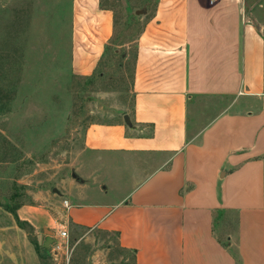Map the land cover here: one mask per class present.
I'll list each match as a JSON object with an SVG mask.
<instances>
[{"label": "crops", "instance_id": "0c3cea01", "mask_svg": "<svg viewBox=\"0 0 264 264\" xmlns=\"http://www.w3.org/2000/svg\"><path fill=\"white\" fill-rule=\"evenodd\" d=\"M71 12V70L90 76L114 34V11L71 0ZM143 20L132 125L89 124L78 157L83 174L120 158L132 186L120 194L94 182L116 198L88 201L85 191L51 189V174L23 185L30 201L17 214L44 247L48 232L55 241L74 226L118 233L136 264H264V28L244 0H156ZM74 177L62 183L70 189ZM0 208V264H42Z\"/></svg>", "mask_w": 264, "mask_h": 264}, {"label": "rangeland", "instance_id": "374dc122", "mask_svg": "<svg viewBox=\"0 0 264 264\" xmlns=\"http://www.w3.org/2000/svg\"><path fill=\"white\" fill-rule=\"evenodd\" d=\"M155 1L108 0L123 28L130 16L142 11L136 14L140 21L134 32L140 31L143 16L153 11ZM244 2L249 18L264 28V0ZM71 17V0H0V89L10 92L0 111L1 202L13 193L14 181H20L21 201L29 202L23 185L41 186L44 182L40 181L50 179L51 174L57 175L49 181L51 189L70 190L72 195L85 191L88 201L116 198L112 184L123 194L134 182L120 158L106 156L90 164L85 174L78 162L89 124L122 121L131 112L133 67L124 60L118 69L116 58L87 92L78 90L79 81L71 77ZM4 136L14 148L6 145ZM72 173L76 181L69 189L61 178L71 181ZM79 176L85 178L84 183L78 181ZM101 180L111 192L101 193L93 186ZM3 213L0 208V222ZM68 235L69 249L55 258L51 245L42 252L47 256L42 264H131V254L118 247L113 233L72 226Z\"/></svg>", "mask_w": 264, "mask_h": 264}, {"label": "trees", "instance_id": "16d2710c", "mask_svg": "<svg viewBox=\"0 0 264 264\" xmlns=\"http://www.w3.org/2000/svg\"><path fill=\"white\" fill-rule=\"evenodd\" d=\"M102 7L111 9L114 11L113 4L109 3L108 0H101ZM114 34L112 36V39L110 40L109 44L106 46L105 53L103 57L101 58L95 72L90 76H79L72 73L71 77L73 80L79 81V89L81 92H87L88 88L90 86H94L95 83L102 79L104 77L105 71L111 66V63L114 61V59L119 58L118 65H115L118 69L122 68L123 61L125 60L127 63L130 62L133 67V75H132V82L134 80V70L135 65L138 57V45L137 40L142 32L143 25L140 28L139 32H134V28L137 24H139V18L136 14L130 16L128 22L125 24V27H121L119 17L114 11ZM127 46H130V50L128 51ZM121 49H117V48ZM117 64V63H115ZM0 111L6 107V102L10 98V92L6 89H0ZM3 141L6 142V145L9 146V148H14L11 141L7 137H2ZM8 150V147H7ZM6 150V152H8ZM8 153H6L7 155ZM4 162L5 158L3 159ZM13 162L14 160H10ZM20 167V166H19ZM21 169V167H20ZM18 183L16 181L13 182V193L8 197L7 202H1L0 201V207H2L4 210L12 213L18 223V226L29 234L31 242L34 244L36 251L42 261L47 259V256L43 254L42 252H47V248L40 245L37 240L34 238V228L32 225L26 221H22L17 211L18 209L24 204V202L21 201V198H23V194L19 192ZM106 232V231H105ZM110 233V232H106ZM116 238L118 237V233H114ZM122 251L128 252L132 256L131 264H136L135 260V252L134 251H128L125 249L120 248Z\"/></svg>", "mask_w": 264, "mask_h": 264}, {"label": "built area", "instance_id": "2783aa9c", "mask_svg": "<svg viewBox=\"0 0 264 264\" xmlns=\"http://www.w3.org/2000/svg\"><path fill=\"white\" fill-rule=\"evenodd\" d=\"M211 2H214V0H211ZM68 232L67 230H62L59 233V238L56 239L52 244V253L57 258L58 255H60L65 250L69 249L68 246Z\"/></svg>", "mask_w": 264, "mask_h": 264}, {"label": "water", "instance_id": "95a60500", "mask_svg": "<svg viewBox=\"0 0 264 264\" xmlns=\"http://www.w3.org/2000/svg\"><path fill=\"white\" fill-rule=\"evenodd\" d=\"M142 13V11H137L136 12V14L137 15H139V14H141ZM124 120H125V123L127 124V125H132V123H131V120H130V116L129 115H125L124 116ZM74 176H76L75 174H74ZM54 242V239H53V234L51 233V232H48V239H47V241H46V243H45V247L46 248H49L51 245H52V243Z\"/></svg>", "mask_w": 264, "mask_h": 264}]
</instances>
